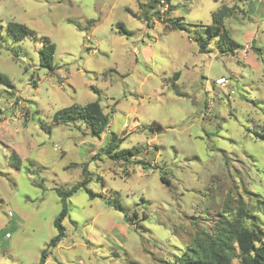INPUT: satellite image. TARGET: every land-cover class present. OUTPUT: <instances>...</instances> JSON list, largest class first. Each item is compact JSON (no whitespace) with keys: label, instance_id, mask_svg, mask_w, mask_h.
Masks as SVG:
<instances>
[{"label":"rangeland","instance_id":"rangeland-1","mask_svg":"<svg viewBox=\"0 0 264 264\" xmlns=\"http://www.w3.org/2000/svg\"><path fill=\"white\" fill-rule=\"evenodd\" d=\"M150 1L0 0V72L11 82L0 83V264H40L57 235L56 189L85 180L97 197L69 199L66 236L45 264H176L237 200L259 216L264 0ZM223 6L235 8L225 21L235 53L209 37ZM179 19L183 31L171 27ZM11 22L31 34L17 41ZM46 40L53 74L40 63ZM97 100L110 119L100 138L84 122L53 125L59 110ZM113 134L124 138L117 151L133 152L127 162L105 153Z\"/></svg>","mask_w":264,"mask_h":264},{"label":"trees","instance_id":"trees-1","mask_svg":"<svg viewBox=\"0 0 264 264\" xmlns=\"http://www.w3.org/2000/svg\"><path fill=\"white\" fill-rule=\"evenodd\" d=\"M166 1L169 2L170 0ZM241 1L246 3L251 0ZM156 3H160V0H151L148 7L154 8ZM234 9V7L223 6L213 14V25L208 27L210 38L220 34L218 46L223 52L235 53L241 47L225 30V21L233 15ZM146 19V21L149 20L147 14ZM171 27L173 30H185L180 19L174 20ZM8 29L17 41H23L31 34L27 26L15 22L9 23ZM208 41L209 39L197 38L200 53L210 52ZM56 50V45L46 40L43 48L39 51L41 66L48 69L51 74L55 72ZM0 83L11 84L1 72ZM67 122H84L90 128L92 135L100 138L109 128L110 119L100 105V101L97 100L86 106L73 105L63 108L53 117L54 126ZM123 139L115 134L110 138L105 153L113 161L123 160L127 162L129 157L133 156L132 151H117L119 143ZM19 164H21L20 161ZM161 181L170 191L173 190L172 180L167 173L162 174ZM87 183L88 180H85L70 190L56 189L62 203V211L54 221L57 235L42 252L40 264L46 263L49 251L57 248L66 236V228L63 222L69 215V199L80 189L90 192L91 198L97 197V194L87 189ZM237 201V209L234 212L231 210L232 212L221 213V218L213 228L197 230L192 243L182 249L179 256H175L176 264H264V222L259 217L260 215L264 216V199L262 195L257 194L255 213L259 216L250 211L243 200ZM126 219L129 222L132 221L131 216H126Z\"/></svg>","mask_w":264,"mask_h":264},{"label":"built area","instance_id":"built-area-1","mask_svg":"<svg viewBox=\"0 0 264 264\" xmlns=\"http://www.w3.org/2000/svg\"><path fill=\"white\" fill-rule=\"evenodd\" d=\"M160 3L169 7V3L166 0H160ZM246 49H248V48H246ZM245 53H246V51H245ZM215 84L217 86H227L229 84V81H228V79H226L224 77H220L219 79H217L215 81ZM208 111H210V112L212 111L211 105H208Z\"/></svg>","mask_w":264,"mask_h":264}]
</instances>
